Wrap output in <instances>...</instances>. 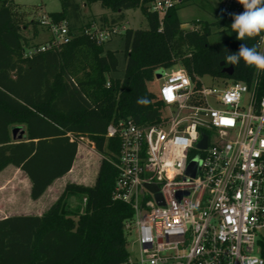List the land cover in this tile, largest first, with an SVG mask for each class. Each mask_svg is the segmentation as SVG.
Wrapping results in <instances>:
<instances>
[{
	"label": "trees",
	"instance_id": "16d2710c",
	"mask_svg": "<svg viewBox=\"0 0 264 264\" xmlns=\"http://www.w3.org/2000/svg\"><path fill=\"white\" fill-rule=\"evenodd\" d=\"M84 1L85 6L100 4L108 15L83 23L78 0H60L61 11L49 16L55 23L67 24L72 40L60 49L28 56V48L37 45L30 47L23 35L13 0H0V172L9 165L20 169L32 182V200H38L55 180L70 172L83 139L102 156L93 186L68 184L41 217L17 216L0 222V264L126 262L129 242L124 226L133 212L112 198L120 142L107 138L109 126L126 119L141 126L160 122L162 103L147 85L155 81L157 71L170 70L178 61L192 76L234 83H249L255 73L256 67L243 60L237 65L224 61L242 43L256 47L259 37L238 40L231 28L233 20L222 22L230 38L209 45L210 26L185 31L178 8L168 10L161 22L150 10L152 0ZM137 9L149 28L122 34L125 70L123 78H115L118 53L106 50V43H96L85 31L93 24L99 29L121 27L125 13ZM31 24L36 38L39 21ZM230 67L232 76L223 72ZM17 126L25 127L26 133L13 140L11 129ZM73 197L83 205L77 214L66 212Z\"/></svg>",
	"mask_w": 264,
	"mask_h": 264
},
{
	"label": "built area",
	"instance_id": "2783aa9c",
	"mask_svg": "<svg viewBox=\"0 0 264 264\" xmlns=\"http://www.w3.org/2000/svg\"><path fill=\"white\" fill-rule=\"evenodd\" d=\"M178 3L152 0L149 7L162 22ZM243 11L239 0H219L223 19ZM38 21L49 39L26 55L72 40L65 22L46 14ZM85 33L104 44L120 29L93 24ZM256 47L264 53V31ZM210 78L220 86L185 69L165 70L156 94L162 120L141 126L126 119L107 130L120 142L112 198L133 212L124 226L130 243L123 264H264V70L255 68L249 83Z\"/></svg>",
	"mask_w": 264,
	"mask_h": 264
},
{
	"label": "rangeland",
	"instance_id": "374dc122",
	"mask_svg": "<svg viewBox=\"0 0 264 264\" xmlns=\"http://www.w3.org/2000/svg\"><path fill=\"white\" fill-rule=\"evenodd\" d=\"M179 3L175 6L178 8V18L180 22L184 25L185 31L194 30L201 25H209L211 29V35L208 38L209 45H216L220 42L226 41L230 38V33L222 26V22L224 19L218 14L219 10V0H177ZM13 2L17 5L14 8V13L16 21L23 28V35L26 40L29 42V46H36L42 44L43 41L40 37L35 38L33 35V25L32 21H37L38 18L42 14H53L61 11L62 6L60 0H13ZM78 2L82 5L84 21L83 23H89L96 18L107 15L106 13L101 14L105 10L101 8L100 4L88 5L85 6L84 0H78ZM97 15V16H96ZM148 22L142 12L137 10H130L126 12V21L125 23L119 27L120 33L115 35L109 42L105 44L106 50H111L117 52V57L119 60V70L117 73L112 74L115 78H123L124 70H125V60H124V41L122 38V34L124 32L123 29H134V30H148ZM43 31V29H39ZM49 37L48 33L46 35H41V37ZM30 49V48H28ZM184 52L187 53V49H184ZM189 54V53H188ZM188 54H185L184 57H187ZM173 70L184 69L181 65V62L178 61L177 64L172 68ZM156 74V73H155ZM203 81L207 85L220 86L218 81H213L209 76L203 77ZM163 83L162 79H157L155 77V81L149 83L148 90L156 95L158 94L159 87ZM88 147H92L93 145L89 140H85L83 142ZM96 151V150H95ZM97 152V151H96ZM100 155V154H99ZM102 156L94 155V158L90 160V167L92 168V172L95 173ZM25 196L22 194L19 201L16 202H6L4 203L9 208L8 213L10 214H25L27 211L22 209L25 204ZM19 207V208H18ZM82 201L79 197L74 198V202H69L66 207V212L71 214H77L78 211L82 210ZM134 240V237L131 238ZM128 242L130 240L128 238ZM130 247V246H129Z\"/></svg>",
	"mask_w": 264,
	"mask_h": 264
},
{
	"label": "crops",
	"instance_id": "0c3cea01",
	"mask_svg": "<svg viewBox=\"0 0 264 264\" xmlns=\"http://www.w3.org/2000/svg\"><path fill=\"white\" fill-rule=\"evenodd\" d=\"M104 13L108 15L107 11H104L101 14ZM46 34V31H40V34H38L36 38L40 37L43 40L41 43H45L46 41H48L49 37H41V35L43 36ZM18 128L23 129V132H18L17 135H22L23 133H26L25 127H13L11 129V136L13 140H16V131ZM85 140L88 139H83V141L78 146L77 156L70 172L65 176L55 180L48 187L43 196L38 200H32V182L30 181L28 176L23 173L20 169L13 165H9L2 172H0V222L5 219L17 216L41 217L51 208L54 203L59 200L65 190V187L68 184L93 186L96 182L102 159L100 160V164L96 172L93 173L92 168L90 167V160L94 158V155H100L98 152L95 151V147L91 142L90 143L93 145L92 147H88L86 144H84L83 142ZM22 194L25 196V204L22 209H25L27 212L25 214L8 213L9 208H6L7 206L4 203L11 201H19ZM74 198L75 197L71 198V203L74 202Z\"/></svg>",
	"mask_w": 264,
	"mask_h": 264
},
{
	"label": "clouds",
	"instance_id": "9594fccd",
	"mask_svg": "<svg viewBox=\"0 0 264 264\" xmlns=\"http://www.w3.org/2000/svg\"><path fill=\"white\" fill-rule=\"evenodd\" d=\"M239 3L243 5L244 11L234 16L231 28L237 34L236 38L243 41L264 31V0H239ZM241 60L264 70V53L257 51L255 46L249 47L242 43L238 52L227 54L224 57L225 63L230 65H237ZM138 102L145 104L148 101Z\"/></svg>",
	"mask_w": 264,
	"mask_h": 264
},
{
	"label": "water",
	"instance_id": "95a60500",
	"mask_svg": "<svg viewBox=\"0 0 264 264\" xmlns=\"http://www.w3.org/2000/svg\"><path fill=\"white\" fill-rule=\"evenodd\" d=\"M223 72L225 74L229 75V76H232L233 75V68H231V67L230 68H225ZM164 75H165V70H159V71L156 72L155 77L160 80V79H162L164 77ZM18 132L19 133H22L23 132V129H21V128H18L17 129V131H16V139L21 136V135H17ZM200 148H205V142L202 145H200ZM198 163H199L198 162V159H194L190 163V165L188 167V171H187V173H188L189 176L195 177L196 171H197V168H198ZM148 188L151 191H153V192L156 191V189L154 187L148 186Z\"/></svg>",
	"mask_w": 264,
	"mask_h": 264
},
{
	"label": "snow or ice",
	"instance_id": "6c2138e0",
	"mask_svg": "<svg viewBox=\"0 0 264 264\" xmlns=\"http://www.w3.org/2000/svg\"><path fill=\"white\" fill-rule=\"evenodd\" d=\"M225 123H230V121H225Z\"/></svg>",
	"mask_w": 264,
	"mask_h": 264
}]
</instances>
